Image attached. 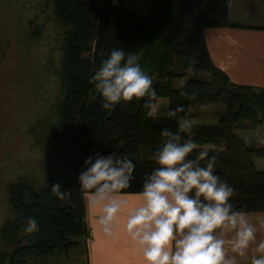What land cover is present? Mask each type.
Returning a JSON list of instances; mask_svg holds the SVG:
<instances>
[{"label": "trees", "instance_id": "obj_1", "mask_svg": "<svg viewBox=\"0 0 264 264\" xmlns=\"http://www.w3.org/2000/svg\"><path fill=\"white\" fill-rule=\"evenodd\" d=\"M56 21L65 29L61 47L59 99L55 124L44 140L45 182L36 188L26 179L7 188L12 217L0 230V264H31L56 254H68L86 235L84 200L78 176L85 160L97 151L129 157L136 165L124 195H138L146 174L156 166L154 155L162 129L175 131L178 118L192 119L195 106H222L213 127L194 126L197 144H213L221 162L215 174L235 188L233 203L251 214L264 213V147L246 146L234 131L264 133V90L232 85L212 64L203 38L208 29L233 27L228 0H151L146 16L126 9V0H49ZM143 52L140 64L158 84L157 101L167 100V113L182 106L176 117H152L144 100L121 102L110 110L89 79L114 48ZM178 68L181 74H175ZM199 76L173 90L171 81L186 73ZM181 91L195 93V99ZM185 138H187L185 136ZM59 183L71 192L60 200L51 192ZM29 218L39 230L26 231ZM35 264V263H33Z\"/></svg>", "mask_w": 264, "mask_h": 264}, {"label": "clouds", "instance_id": "obj_2", "mask_svg": "<svg viewBox=\"0 0 264 264\" xmlns=\"http://www.w3.org/2000/svg\"><path fill=\"white\" fill-rule=\"evenodd\" d=\"M143 52L114 48L89 79L110 110L121 102L144 100L149 115L157 112V92L151 76L142 68ZM195 99V93L181 91ZM182 106L167 113L176 117ZM194 121L178 118L175 131L162 129V141L154 155L155 167L146 174L139 203L126 215L123 228L139 249L143 264H264V216H255L233 203L235 188L215 174L220 165L213 144H197ZM185 136L187 138H185ZM264 147L259 129L244 140ZM78 176L86 207L97 210L96 225L112 236L128 201L124 190L131 186L136 165L115 151L96 152L85 160ZM60 200L71 192L51 185ZM39 230L29 218L26 231Z\"/></svg>", "mask_w": 264, "mask_h": 264}, {"label": "rangeland", "instance_id": "obj_3", "mask_svg": "<svg viewBox=\"0 0 264 264\" xmlns=\"http://www.w3.org/2000/svg\"><path fill=\"white\" fill-rule=\"evenodd\" d=\"M150 1L126 0V9L144 17ZM64 31L49 0H0V230L12 217L7 204L8 186L24 178L39 188L46 179L42 168L44 140L56 122ZM180 72L174 70L175 74ZM195 77L199 76L188 72L184 78L171 81L170 86L179 90ZM152 81L158 84L156 78ZM157 106L151 116H165L167 100L158 101ZM190 113L194 126L213 127L223 107L195 106ZM82 250L80 246L68 254L30 258L29 262L44 264L46 259L75 264Z\"/></svg>", "mask_w": 264, "mask_h": 264}, {"label": "crops", "instance_id": "obj_4", "mask_svg": "<svg viewBox=\"0 0 264 264\" xmlns=\"http://www.w3.org/2000/svg\"><path fill=\"white\" fill-rule=\"evenodd\" d=\"M227 16L230 24L238 28L203 32L212 64L232 85L264 90V0H228ZM253 133L255 131H234L242 142ZM254 166L257 172H264L263 160H255ZM123 198L128 201V206L121 212L112 236H105L100 231L95 220L97 210L87 208L83 198L86 235L78 240L77 248L83 246V250L75 264H143L139 249L123 228L127 213L140 202L139 196L123 195ZM252 215L264 216V213ZM43 261L44 264H57L56 261Z\"/></svg>", "mask_w": 264, "mask_h": 264}]
</instances>
